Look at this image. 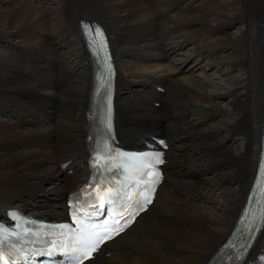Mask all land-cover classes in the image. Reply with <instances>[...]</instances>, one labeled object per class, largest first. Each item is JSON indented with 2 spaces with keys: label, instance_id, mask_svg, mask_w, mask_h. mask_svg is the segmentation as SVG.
Listing matches in <instances>:
<instances>
[{
  "label": "bare ground",
  "instance_id": "1",
  "mask_svg": "<svg viewBox=\"0 0 264 264\" xmlns=\"http://www.w3.org/2000/svg\"><path fill=\"white\" fill-rule=\"evenodd\" d=\"M3 2L0 213L65 214L86 167L90 84L80 21L92 19L106 28L116 63L119 140L139 145L161 134L169 148L152 206L82 264H207L234 226L260 150L264 0ZM222 65L225 72L209 74ZM232 70L239 74L227 79ZM233 136L246 145L227 143ZM215 166L210 177L200 171ZM253 230L248 256L264 248V226Z\"/></svg>",
  "mask_w": 264,
  "mask_h": 264
},
{
  "label": "rangeland",
  "instance_id": "2",
  "mask_svg": "<svg viewBox=\"0 0 264 264\" xmlns=\"http://www.w3.org/2000/svg\"><path fill=\"white\" fill-rule=\"evenodd\" d=\"M217 2H219V3H222V4H224V5H226L227 3H229V2H231V4H233V3H235L237 0H216ZM4 5H7V3H5V2H3V3H1V5L0 6H4ZM237 10V9H236ZM232 10L230 9H228V11H227V13H228V15H232ZM85 18L87 17V16H84ZM90 17V16H89ZM235 27H233L232 29H229L228 31L231 33V34H229L230 36H234V34H236L237 32H238V28L241 26L240 25V23H236L235 25H234ZM239 33V32H238ZM136 59V58H135ZM187 63H188V61H187ZM188 65V64H187ZM202 65H203V63L200 65L201 66V68H202ZM227 68L225 67V65L223 66H221L220 68H210L209 69V74L210 75H213V73H221L222 74V72H225V70H226ZM200 70V69H199ZM202 71H205L206 69H205V67L204 68H202L201 69ZM220 71V72H219ZM196 72H198V73H196V74H199V71L197 70ZM239 74V71L238 70H232V73H229L226 77H227V79L228 78H231V77H234L235 75H238ZM226 74H223V76H225ZM155 87V86H154ZM162 88V87H161ZM163 89V88H162ZM208 92H211V91H208ZM231 104V101L229 100V98L227 99V97L226 98H223V99H220L219 100V105L221 106V107H223V108H227L229 105ZM151 108V107H150ZM154 109H158V108H154ZM217 119V118H216ZM264 119V118H263ZM230 142V144L231 145H234V146H238V145H240L241 147H243L244 145H246L245 143H244V140L241 138V137H239V136H233V137H230L228 140H227V143H229ZM244 143V144H243ZM186 154V153H185ZM218 167H221V166H218ZM217 166H215V167H212V168H210L211 169V171H210V169H205V170H200V171H205V176H211V173H213L214 171H215V168H218ZM207 170V171H206ZM199 171V172H200ZM198 172V173H199ZM211 172V173H210ZM207 174V175H206ZM204 176V175H203ZM205 178V177H204ZM203 179V178H202ZM234 186V185H233ZM44 195H46V196H48V193H45ZM43 195V196H44ZM217 200V202H219V200L218 199H216Z\"/></svg>",
  "mask_w": 264,
  "mask_h": 264
}]
</instances>
